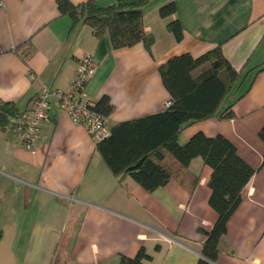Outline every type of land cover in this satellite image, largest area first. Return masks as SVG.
<instances>
[{"label": "crops", "instance_id": "0c3cea01", "mask_svg": "<svg viewBox=\"0 0 264 264\" xmlns=\"http://www.w3.org/2000/svg\"><path fill=\"white\" fill-rule=\"evenodd\" d=\"M169 3L176 13L163 19L160 9ZM171 20L180 23V41L168 28ZM143 22L154 37L151 52L143 43L114 49L107 35L98 39L82 21L72 27L57 0H0V105L11 103L19 115L42 88L69 90L89 53L97 71L84 94L93 103L109 97L111 132L165 111L171 96L161 65L221 47L245 76L225 100L234 102V117L193 123L179 143L197 133L221 135L255 171L214 264H264V0H149ZM49 117L34 150L23 147L13 127H0V264H52L59 248L66 264H120L121 256L134 258L141 248L152 256L145 264H198L204 231L218 218L210 204L212 169L202 158L186 171L171 160L177 176L148 192L129 175L115 177L86 129L54 103Z\"/></svg>", "mask_w": 264, "mask_h": 264}, {"label": "trees", "instance_id": "16d2710c", "mask_svg": "<svg viewBox=\"0 0 264 264\" xmlns=\"http://www.w3.org/2000/svg\"><path fill=\"white\" fill-rule=\"evenodd\" d=\"M148 3L149 0H118L100 6L96 0L78 5L69 0H57V7L61 15L72 20V27L82 21L98 39L107 35L114 49L143 43L151 52L154 37L146 32L143 22V11ZM175 13L174 3L160 9L163 19ZM168 28L177 41L182 39L178 20H171ZM32 53L30 50L23 54V60L27 62ZM261 70L264 67L259 72ZM159 72L171 96L165 111L115 125L108 138L97 142V151L115 177L129 175L148 192L165 186L180 169L186 171L193 159L202 158L212 169L210 204L218 218L210 231H204L206 241L198 264H214L227 233V223L240 205L243 190L255 171L238 155L236 147L221 135L208 137L197 133L183 145L179 143V136L193 123L214 117L233 118L234 102L225 105V100L234 86L242 84L245 76L230 64L221 47L199 58L190 54L173 57L160 66ZM248 91L249 88L241 92L237 100ZM94 109L108 118L114 106L109 97L104 96L94 103ZM16 116L11 103L0 105L2 129L12 127L10 119ZM259 135L264 141V127ZM171 160L177 164L178 171L174 170ZM61 251L62 248L57 250L52 264H66V260L63 261L66 256ZM150 260L152 256L141 248L134 258L121 256L120 264H145Z\"/></svg>", "mask_w": 264, "mask_h": 264}, {"label": "built area", "instance_id": "2783aa9c", "mask_svg": "<svg viewBox=\"0 0 264 264\" xmlns=\"http://www.w3.org/2000/svg\"><path fill=\"white\" fill-rule=\"evenodd\" d=\"M97 71L93 54H85L79 60V68L67 91L42 88L31 99L28 109L11 118V126L27 150H34L41 140L43 126L49 122V110L54 103L68 113L73 122L86 129L95 143L111 135L108 118L94 109V103L85 97L84 90ZM170 103V102H169ZM168 103V104H169Z\"/></svg>", "mask_w": 264, "mask_h": 264}]
</instances>
